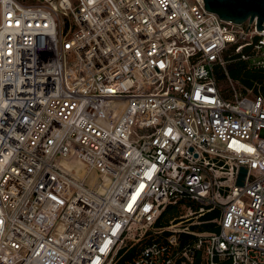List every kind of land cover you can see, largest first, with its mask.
I'll use <instances>...</instances> for the list:
<instances>
[{
  "label": "built area",
  "instance_id": "obj_1",
  "mask_svg": "<svg viewBox=\"0 0 264 264\" xmlns=\"http://www.w3.org/2000/svg\"><path fill=\"white\" fill-rule=\"evenodd\" d=\"M234 56L264 68V29L204 0H0V264H264V96Z\"/></svg>",
  "mask_w": 264,
  "mask_h": 264
},
{
  "label": "trees",
  "instance_id": "obj_2",
  "mask_svg": "<svg viewBox=\"0 0 264 264\" xmlns=\"http://www.w3.org/2000/svg\"><path fill=\"white\" fill-rule=\"evenodd\" d=\"M228 71L230 76L239 83L241 90L244 93H252L254 95L264 96V68H257L250 66L246 61L241 60L239 57L234 56L233 61L228 64ZM218 78L224 87V90L228 88L226 75L223 71L217 72ZM227 98L230 97V93L225 91L224 94ZM217 211H211L200 217V224L195 226L200 232H216L219 230V225L214 219L218 216ZM180 215V209L174 206H167L162 212L160 217L153 224L155 231L171 225L172 221H178ZM164 231H168L164 229ZM165 234H168L165 232ZM148 235H153L150 232ZM148 243V239H143L132 246L128 251L125 252V258L133 256L141 247ZM220 264H232L229 258L223 259Z\"/></svg>",
  "mask_w": 264,
  "mask_h": 264
},
{
  "label": "water",
  "instance_id": "obj_3",
  "mask_svg": "<svg viewBox=\"0 0 264 264\" xmlns=\"http://www.w3.org/2000/svg\"><path fill=\"white\" fill-rule=\"evenodd\" d=\"M204 3L206 11L224 21L237 25L256 22L257 31L264 29V0H204ZM247 171V167H241L238 185H244Z\"/></svg>",
  "mask_w": 264,
  "mask_h": 264
},
{
  "label": "rangeland",
  "instance_id": "obj_4",
  "mask_svg": "<svg viewBox=\"0 0 264 264\" xmlns=\"http://www.w3.org/2000/svg\"><path fill=\"white\" fill-rule=\"evenodd\" d=\"M80 170L83 171L82 168H81ZM182 212L185 213V210L181 211V209H180V214H181ZM138 235H139V233L131 235V239L135 238V237L138 236Z\"/></svg>",
  "mask_w": 264,
  "mask_h": 264
},
{
  "label": "bare ground",
  "instance_id": "obj_5",
  "mask_svg": "<svg viewBox=\"0 0 264 264\" xmlns=\"http://www.w3.org/2000/svg\"><path fill=\"white\" fill-rule=\"evenodd\" d=\"M81 169V167H79L78 165H77V171L80 173V172H82V170H80Z\"/></svg>",
  "mask_w": 264,
  "mask_h": 264
}]
</instances>
